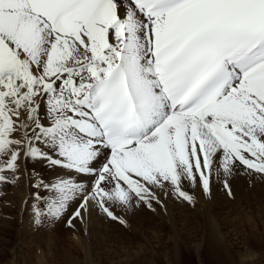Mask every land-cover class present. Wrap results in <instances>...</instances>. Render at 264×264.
I'll return each mask as SVG.
<instances>
[{"label": "snow or ice", "instance_id": "snow-or-ice-1", "mask_svg": "<svg viewBox=\"0 0 264 264\" xmlns=\"http://www.w3.org/2000/svg\"><path fill=\"white\" fill-rule=\"evenodd\" d=\"M236 175L264 177V0H0V195L33 226Z\"/></svg>", "mask_w": 264, "mask_h": 264}, {"label": "bare ground", "instance_id": "bare-ground-1", "mask_svg": "<svg viewBox=\"0 0 264 264\" xmlns=\"http://www.w3.org/2000/svg\"><path fill=\"white\" fill-rule=\"evenodd\" d=\"M254 178H255V176H253L252 178H249L248 176H244V175H236L232 178H229V183H230V186L232 189V195L231 196L228 195V193L224 189L222 183H214L212 185V191H211L210 195H205L204 193L200 192L199 189H197L196 190L197 191V198L199 200H201L200 208H218V209L221 208L220 210H223L224 208H228V206H229V208H231L232 207L231 205H233L235 203V201L238 202L237 199L240 201L242 200L243 194L240 192L241 186L244 184L245 185L252 184ZM258 178H260V177H258ZM261 178H260V180H261ZM262 184L264 185L263 179H262ZM235 185H237V186L234 187ZM263 185H258V186L250 185V187L249 188L247 187V188L250 192L253 191L252 193H255V192H258L261 188L263 189V187H262ZM247 186H249V185H247ZM248 190L246 189V191H248ZM24 195H25V186L23 189L22 196L20 198V204H22V200L24 198ZM258 195H260V194H258ZM217 196L221 202L220 203L217 202L216 204L213 205L212 199L217 197ZM257 198H258V203H257V201H255V202L250 201V202H252L255 205V206H253L254 208H261V205L264 206V197L260 198L259 196H257ZM165 201H166V208H181L182 203L180 200L165 198ZM18 205H19V202L16 206H18ZM154 207L155 208H161L159 205H154ZM139 208H146V207L141 206ZM183 209L185 210V208H183ZM187 210H185V211H187ZM262 210H263V208L259 209V211H261L260 217L264 220V211H262ZM116 211H120V210L117 209ZM190 211L194 212L193 210H190ZM205 211H206V217L205 218L207 220H206L202 229H201V226L197 230L195 229L194 233H196V236L194 239H196V240H193L195 242L192 243L191 240L190 241L184 240L185 238L183 239V237L180 236V235H182L181 233L180 234L175 233V235L172 234L173 236H168V234H166V232L170 233L172 231V233H173V231H174L173 229L179 228V227L173 228V225L177 224L176 222L178 220H176L175 224L173 223V221L170 220L171 224L169 221V223H168L169 226L166 225L167 228H164L165 227L164 223H163L162 229H160L158 224H155V227H153V229H152L154 231H152L150 229V232H149L150 234H148V233L144 234V236H145L144 238L148 241V242L147 241H144V242L147 245H151V247H152L151 249L149 248L150 250L146 249L144 247L145 245H142L141 243H137V242L134 243L131 241H126V242L124 241L127 245L129 244L127 246L128 248L125 247L126 249H123V248L120 249L121 247L118 245V241L115 238L113 239V236L110 235L109 232H107V230H106L107 226H105L106 224L103 225V222L100 223V221H102V220L100 218H96L98 213L94 212L92 214V216L83 225H81L78 221L75 222L76 223L75 232L77 233L78 238L80 237L82 239V240H79V243H76V244L72 243L71 244L72 246L69 247L68 249H65L63 247L64 249L61 250V252L63 251L64 253L62 252V254L57 252L58 250H56V252L54 251L55 254L50 255L51 254L50 253L49 255H50V258H53V260L54 259H57V260L61 259V257H60L61 255H64V256L66 255V257H69L70 255H72V254H69L70 248L74 247V249H77L76 248L77 244H81L79 246H81L84 249L85 257L88 258L87 257L88 252L90 253V251H93L95 253L96 258L99 259L98 264H144V262H146V261L149 262L148 264H157L156 262L158 261L157 260L158 258L156 256L157 250H155V247H156L155 244L157 242H161L162 245H163V243L169 244L168 246L170 248L168 247L169 248L168 260L172 264H181V259H183V257H186L185 255H190L192 252L197 254L198 259L201 260V263H203V264H264V236H261V237L259 236V234L264 235V231H263L264 225L262 226L263 229L256 232L257 229L261 228V226L260 225L258 226V224H252V223L237 224L236 221H229V222H227V225H225L223 227L224 229L227 228L226 232L222 233L221 230H219V228L217 227L216 222H215V221H217V215H222V214L223 215H231L232 212L230 210H225V211L219 212L216 216H212L210 211H208V210H205ZM21 213H23V212H21ZM179 213H180V210H179ZM181 213H183V212H181ZM147 214H149V213H147ZM185 214H186V212H185ZM173 215H175V213ZM192 215H196V213L195 214L192 213ZM16 217H18L19 219H22L21 218L22 216L19 217L17 215ZM172 217H174V216H172ZM176 217L177 216H175V218ZM18 218L15 220V222H17V223H18ZM185 218H182V220ZM96 219H98L100 221L96 222L97 221ZM176 219H181V218L178 217ZM198 219L200 221V218H197V220ZM202 220H204V218ZM195 221H196V219H195ZM194 223H196V222H194ZM182 224H183V222H182ZM31 225H29V226H31ZM191 225H194V224L191 223ZM187 226L185 227V229L187 228ZM32 227H33V225L30 227V229H33ZM47 227H49V226H47ZM180 227H182V226H180ZM34 228H36V227H34ZM43 229H44V227H43ZM45 229H47V228H45ZM49 229H50V231L53 230L54 232H58L60 230V228H59V230H56L57 228L51 229L50 227H49ZM85 229H86V231H85ZM164 229H167V231H165ZM38 230H40V229H37V231ZM66 230L67 229H65V231ZM69 230L71 232L74 231L72 228H69ZM31 231H33V230H31ZM37 231L35 230L34 232H37ZM40 231H43V230H40ZM53 231H52V233H53ZM245 231H248V232L245 234L244 233ZM73 233H71V234H73ZM82 233L86 234L84 236H86L89 239V242L86 240L85 241L88 243H86L84 241ZM230 233H233L232 236H230ZM30 235L31 234H29V236ZM258 236H259V239H257ZM163 237H165L164 238L165 240H163ZM49 238H52V237H49ZM47 239H48V237H47ZM49 240H51V239H48V242H49ZM90 240L92 242H90ZM40 241L38 240V243ZM51 241H53V240H51ZM0 242L4 245L6 244V241L2 238V236H0ZM42 242H44V241H42ZM74 242H75V240H74ZM45 243H47V242L45 241ZM9 244H10V241H9ZM9 244H6V246ZM14 245H12V247L10 248L11 257H12V259H19L18 258V257H20V256H18L19 250L17 248H15ZM123 245L125 246V244H123ZM244 246H246L245 250L237 251L235 249V248H243ZM34 247H36V245H34ZM158 247H161V244ZM53 248H55V246ZM135 249H137V251H134ZM45 250H46V248H45ZM33 253H34L35 258H37L36 255L38 256V258L42 257V259H45V260H48V258H49L48 254L43 256V254H41V253H38V254H37V252L36 253L33 252ZM66 253H68V254H66ZM0 256H1V254H0ZM22 257L24 258V256H22ZM74 257H76V256L73 255V258H71L72 262L74 261V262H76L75 264H79L76 260L77 258L75 259ZM0 258H3V257L1 256ZM245 262H248V263H245ZM91 263L92 262H90L88 259L82 260V264H91ZM14 264H16V263H14Z\"/></svg>", "mask_w": 264, "mask_h": 264}, {"label": "rangeland", "instance_id": "rangeland-1", "mask_svg": "<svg viewBox=\"0 0 264 264\" xmlns=\"http://www.w3.org/2000/svg\"><path fill=\"white\" fill-rule=\"evenodd\" d=\"M258 177L261 178V176H255L252 184H247L249 186H247L245 184L241 186L240 192L243 194L242 200L240 201L237 199L238 202L235 201V203L233 205H231L232 207L230 206L231 208H229V206H228V208H224L223 210H220L221 208H219V209L218 208H200L201 200H199L197 198V202L195 203L194 206L189 205L188 203L181 201V203H182L181 208H166V210L163 208H155V211H153V212L147 208H135V209L127 210V211L119 209L120 211H116V213L119 216H123L127 220V226L121 225L120 223H118L116 221H112L111 219H108L107 217L102 216L99 213L97 214L96 218H100L102 221L96 219L97 220L96 222L100 221V223L103 222V225L106 224L105 226H107L106 227L107 232H109L110 235L113 236V239L115 238L118 241V245L121 247L120 249H122V248L126 249L125 247H127L129 245V244L127 245L125 243L126 241H131L134 243H136V242L141 243L142 245H145L144 247L146 249H149V248L151 249L152 248L151 245H147L144 242V241H147L144 238L145 237L144 234H146V233L150 234L149 233L150 229L152 230L153 227H155V224H158L160 229H162L163 223H164V225H165L164 228H167L166 225H168L170 220L173 221L174 224H175L176 220H178L176 222L177 224L173 225V228L179 227L180 229L179 228L173 229L175 232L174 231H173V233H172V231L170 233L166 232V234H168V236H173V235H175V233H179V234L181 233L182 235H180V236L183 237V239L185 238L184 240H188V241L191 240V242L193 243V242H195L193 240H196V239H194L196 236V233H194L195 229L197 230L200 226L202 229L206 220H207L205 218L206 217V211L205 210L210 211L212 216H216L219 212L225 211V210H230L232 212L231 215H223V214L217 215V221H215V222H216L217 227L219 228V230H221L222 233L226 232L227 228L224 229L223 227L225 225H227V222H229V221H236L237 224H243V223L258 224V226L259 225L261 226V228L257 229L256 232H258L261 229H263L262 226L264 225V220L260 217L261 211H259V209H261V208H263L262 211H264V206L261 205V208H254L253 206H255V205L252 203L255 201H257V203H258L257 196H259L260 198L264 197L263 196L264 195V185L262 184V179L264 180V177H262L261 180ZM250 185H256V186L263 185L262 186L263 189L261 188L258 192L252 193L253 191L250 192L248 190ZM236 186L237 185H235L234 187H236ZM245 188L249 192L246 191ZM23 189H24V184L21 183L19 187L8 189L6 194L0 195V236H2V238L6 241V244H9V241H10V244L7 246H6V244L4 245L0 242V254L3 258L5 257L4 259L0 258V264H14V263H16V264H70V263L75 264L76 262H74V261L72 262V260H71V258H73V255L76 256L74 258L75 259L77 258L76 260L79 264H82L83 259H88L90 262H92L91 264H98L99 259L96 258L95 253L93 251H90V253L88 252V256H87L88 258L85 257L84 249L81 246H79L81 244H77L76 248L78 250L74 249V247L70 248L69 254H72V255H70L69 257H66V255L65 256L61 255L60 256L61 259H59V260H57V259L53 260V258H50V255L55 254L56 250H58L57 252L62 254L63 251L61 252V250H63L64 248L68 249L69 247L72 246L71 245L72 243H74V244L79 243V240H82V239L80 237L78 238L77 233L75 231L71 232L69 230V228L66 226L64 220L57 221V222H54L52 224L47 225L51 229L57 228L56 230H59V228H60V230L58 232H54L52 230L53 231V233H52V231H50L49 227H47L46 225L43 226L44 229H43V227L34 228L35 226L32 227L33 229H30V227L32 225L30 223L29 213H26V212L21 213L22 212V210H21L22 204H20V198L22 196ZM257 193L260 195H258ZM250 201H252V202H250ZM18 202H19V205L16 206L18 204ZM217 202L218 203L221 202L218 199V196L212 199L213 205L216 204ZM183 208H185V210H187V209L188 210L185 211ZM179 210H180V213H179ZM190 210H193L194 212H192ZM181 212H183V213H181ZM185 212H186V214H185ZM147 213H149V214H147ZM172 213L173 214L175 213V215H173ZM192 213H194V214L196 213V215H192ZM17 215L19 217L22 216L21 217L22 219H19L18 217H16ZM172 216H174V217H172ZM175 216H177L176 218L179 217L181 219H176ZM195 216L197 218H200V221H199V219L197 220V218ZM17 218H18V223L20 222L19 224L17 222H15V220ZM182 218H185V219L182 220ZM188 218L189 219L191 218V219L189 220ZM203 218L205 221L202 220ZM195 219H196V221H195ZM171 221H170V224H171ZM193 221L196 223H194ZM182 222H183V224H182ZM191 223L194 225H191ZM29 225H31V226H29ZM185 225L186 226L188 225L186 229H185V227H186ZM180 226H182V227H180ZM45 228H47L48 230ZM181 228L182 229L184 228V229L182 230ZM37 229H40L43 231L38 230L39 231L38 232ZM65 229H67V230L65 231ZM31 230H33V231H31ZM35 230L37 232H34ZM164 230L167 231V229H164ZM152 231H154V230H152ZM263 231H264V229H263ZM70 232L71 233L74 232V233L71 234ZM247 232L248 231H245L244 233L246 234ZM28 233L31 234L32 236L31 235L29 236ZM232 234L233 233H230V236H232ZM82 235H83L84 241L86 240L89 242V239L86 236H84L86 234L82 233ZM259 236L261 237L264 235L259 234ZM259 236L257 237V239H259ZM47 237H48V239H51L53 241L49 240V242H48ZM49 237H52V238H49ZM164 238L165 237H163V240H165ZM38 240L39 241L41 240V241L38 243ZM74 240H75V242H74ZM42 241H44V242H42ZM45 241L47 243H45ZM88 242H86V243H88ZM90 242H92V241L90 240ZM123 244H125V246ZM160 244H161V247H158V246H160ZM12 245H14V247L19 250L18 251V256H20V257H18L19 259H12L11 254H10V251H11L10 248L12 247ZM34 245H36V247H34ZM155 245H156L155 250L158 251V252L156 251V256L158 258L157 259L158 261L156 263L157 264H172L168 260V252H169V248H170L168 246L169 244L163 243V245H162L161 242H157ZM54 246H55V248H53ZM45 248H46V250H45ZM245 248H246V246H244L243 248H235V249L237 251H240V250L242 251V250H245ZM134 251H137V249H135ZM33 252H35V253L37 252V254L41 253V254H43V256L48 254L49 258H48V260H45V259H42V257L38 258L37 255H36L37 258H35ZM66 254H68V253H66ZM22 256H24V258ZM185 256L186 257H183V259H181V264H203V263H201V260L198 259L196 253L192 252L190 255H185ZM148 263H149L148 261L144 262V264H148ZM245 263H248V262H245Z\"/></svg>", "mask_w": 264, "mask_h": 264}]
</instances>
